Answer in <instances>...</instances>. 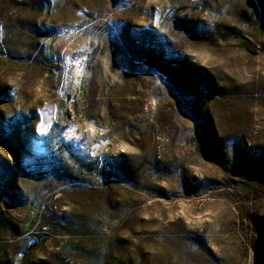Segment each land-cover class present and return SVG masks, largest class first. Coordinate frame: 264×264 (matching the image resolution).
I'll use <instances>...</instances> for the list:
<instances>
[{"label":"rangeland","instance_id":"rangeland-1","mask_svg":"<svg viewBox=\"0 0 264 264\" xmlns=\"http://www.w3.org/2000/svg\"><path fill=\"white\" fill-rule=\"evenodd\" d=\"M0 264H264V0H0Z\"/></svg>","mask_w":264,"mask_h":264}]
</instances>
